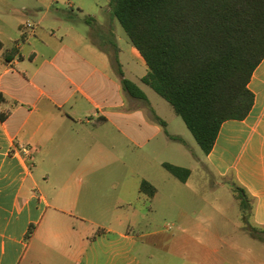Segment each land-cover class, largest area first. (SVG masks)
<instances>
[{
  "label": "crops",
  "instance_id": "obj_1",
  "mask_svg": "<svg viewBox=\"0 0 264 264\" xmlns=\"http://www.w3.org/2000/svg\"><path fill=\"white\" fill-rule=\"evenodd\" d=\"M98 9L100 18L93 6L83 17L51 14L50 29L24 23L6 34L15 10L0 8V264H150L154 252L180 254L174 234L135 227L142 203L175 208L177 177L163 164L191 176V166L177 164V142H187L177 140V122L161 115L162 103L141 82L148 67L110 6ZM123 80L145 98L127 92ZM248 88L249 114L223 122L207 155L188 144L185 158L193 152L202 180L243 188L252 204L247 227L262 231L264 58ZM181 183L188 188V179Z\"/></svg>",
  "mask_w": 264,
  "mask_h": 264
},
{
  "label": "trees",
  "instance_id": "obj_2",
  "mask_svg": "<svg viewBox=\"0 0 264 264\" xmlns=\"http://www.w3.org/2000/svg\"><path fill=\"white\" fill-rule=\"evenodd\" d=\"M108 4L148 67L141 82L171 104L207 155L221 124L243 120L253 106L248 83L264 58V0H109ZM123 86L131 95L145 98L132 82L123 80ZM163 167L181 182L190 174L168 163ZM231 189L246 220L251 200L240 186L232 183ZM140 190L149 196L154 193L146 181ZM32 230L31 226L27 238Z\"/></svg>",
  "mask_w": 264,
  "mask_h": 264
},
{
  "label": "rangeland",
  "instance_id": "obj_3",
  "mask_svg": "<svg viewBox=\"0 0 264 264\" xmlns=\"http://www.w3.org/2000/svg\"><path fill=\"white\" fill-rule=\"evenodd\" d=\"M108 3L109 0H0L2 10H15V14H11L14 18L3 30L6 34L10 32L9 29L12 30L10 33H14L20 24L36 22L45 30L50 29L55 26L51 14L58 16L73 12L83 17L93 6H97L95 14L100 18L98 8ZM80 8L83 10L81 13L78 11ZM76 25L85 29L80 22ZM149 91L155 100L162 103L161 115L171 122H177V136L187 142L186 146L177 142V164H186L193 170L187 178L188 188L177 178L175 208L155 205L154 209H147L148 206L151 208L148 203L139 205L140 214H144V217L138 221L140 226L135 227L136 231L156 229L174 234L177 249L180 250L176 258L160 251L153 253L157 258L165 257V264L169 260L170 264H198L212 259L217 261L216 264H264V234L257 228L247 227L251 222L243 218L229 184L211 176L202 180L201 172L196 170L197 161L193 152H188V160L185 158L189 151L188 144L196 147L198 155L201 154L195 139L171 104L151 88ZM133 164L140 167L141 158L135 156ZM166 176L172 177L168 172ZM227 180H232L230 175ZM250 231L257 232L260 238ZM214 243L218 245L217 252L212 251ZM157 258H150V264H155Z\"/></svg>",
  "mask_w": 264,
  "mask_h": 264
}]
</instances>
